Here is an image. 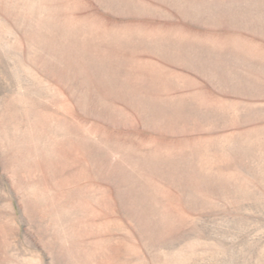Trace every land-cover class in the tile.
Returning <instances> with one entry per match:
<instances>
[{
  "label": "rangeland",
  "instance_id": "374dc122",
  "mask_svg": "<svg viewBox=\"0 0 264 264\" xmlns=\"http://www.w3.org/2000/svg\"><path fill=\"white\" fill-rule=\"evenodd\" d=\"M0 264H264V0H0Z\"/></svg>",
  "mask_w": 264,
  "mask_h": 264
}]
</instances>
